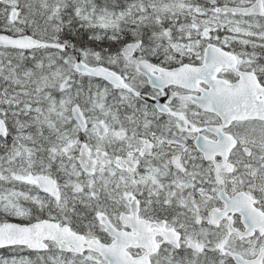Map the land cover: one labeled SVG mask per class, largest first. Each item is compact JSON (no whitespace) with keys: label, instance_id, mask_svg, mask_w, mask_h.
<instances>
[{"label":"snow or ice","instance_id":"6c2138e0","mask_svg":"<svg viewBox=\"0 0 264 264\" xmlns=\"http://www.w3.org/2000/svg\"><path fill=\"white\" fill-rule=\"evenodd\" d=\"M0 264H264V0H0Z\"/></svg>","mask_w":264,"mask_h":264}]
</instances>
